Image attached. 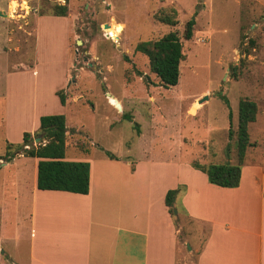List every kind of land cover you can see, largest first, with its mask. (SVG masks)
I'll return each mask as SVG.
<instances>
[{
	"label": "rangeland",
	"instance_id": "obj_1",
	"mask_svg": "<svg viewBox=\"0 0 264 264\" xmlns=\"http://www.w3.org/2000/svg\"><path fill=\"white\" fill-rule=\"evenodd\" d=\"M63 4L66 16L52 15L54 5ZM0 11L7 14L0 16V154L6 151L4 70L17 72L25 63L36 64L33 74L29 70L36 114L55 110L65 116L66 157L110 152L116 158L130 149L135 156L234 164L238 102L247 98L256 102L257 113L248 125L252 145L244 162L264 163V0H0ZM163 15L176 24H164ZM189 19L195 21L193 34L185 40ZM171 30L179 32L185 56L178 83L164 87L135 46ZM13 81L11 94L27 98L24 84ZM60 89L66 100L59 109L54 96ZM15 110L12 130L30 124L29 109L21 108L18 119ZM35 137L26 148L39 144ZM16 150L11 146L10 153ZM0 165V264H22L24 232L17 233L12 190L3 186L18 168ZM175 206L181 264H194L197 249L187 236L196 222Z\"/></svg>",
	"mask_w": 264,
	"mask_h": 264
},
{
	"label": "crops",
	"instance_id": "obj_2",
	"mask_svg": "<svg viewBox=\"0 0 264 264\" xmlns=\"http://www.w3.org/2000/svg\"><path fill=\"white\" fill-rule=\"evenodd\" d=\"M24 65L17 72L4 70L8 95L3 135L11 144L22 143L27 130L33 138L41 116L29 71L33 67V74L36 64ZM12 80L19 88L17 82L24 84L27 98L11 94ZM23 107L29 109L31 122L12 130L11 109L17 108L18 119ZM13 153L0 162L18 168L12 182L3 181V186L12 190L17 233L24 232L22 264H181L179 229L164 202L166 191L177 187L181 190L174 203L196 222L197 230L187 236L194 238L191 247L197 249L194 264H264V163L257 159L243 163L238 186L222 187L174 154L135 156L127 149L116 158H96L89 152L65 156L89 163L88 192L81 194L38 189V158Z\"/></svg>",
	"mask_w": 264,
	"mask_h": 264
},
{
	"label": "trees",
	"instance_id": "obj_3",
	"mask_svg": "<svg viewBox=\"0 0 264 264\" xmlns=\"http://www.w3.org/2000/svg\"><path fill=\"white\" fill-rule=\"evenodd\" d=\"M67 5H54L52 15L66 16ZM162 13V12H159ZM161 21L164 24L175 25L177 20L171 15H163ZM194 19L185 22L182 38L189 40L193 34ZM135 50L148 57L150 70L159 79L164 87L175 86L180 75V62L184 59V50L181 36L177 30H171L156 40L140 41L136 44ZM59 102L65 104L63 91L57 90ZM257 104L247 98L238 102L237 129L235 138V149L237 162L224 163H198L192 161L190 165L206 174L210 183L222 187H236L240 182L241 167L244 163L246 149L252 145L249 140L248 125L256 120ZM123 118L131 121V116L124 113ZM231 124V112L228 114ZM66 126L63 114H45L39 117V127L35 136L40 137L39 144L26 148L25 145L31 141L30 133L24 132L22 143L11 144L6 142V151L0 155V159L8 161L14 153H10L11 146H15L26 156L38 158L36 186L42 190H62L86 194L89 188V163L81 160H69L65 158L66 149ZM231 125L228 134L231 136ZM43 140H46L43 143ZM110 158L114 156L106 152ZM181 187L168 189L164 196V202L168 207L170 215H175L177 209L173 199L181 190Z\"/></svg>",
	"mask_w": 264,
	"mask_h": 264
},
{
	"label": "water",
	"instance_id": "obj_4",
	"mask_svg": "<svg viewBox=\"0 0 264 264\" xmlns=\"http://www.w3.org/2000/svg\"><path fill=\"white\" fill-rule=\"evenodd\" d=\"M6 15H7L6 13L0 11V16H6ZM105 27H108V24H105ZM106 95H110V93L107 92ZM205 98H206V96L203 97V99H205ZM116 107H119L120 108V106H119L118 103H116ZM39 139H40V137H35V140L34 141H38ZM2 163L3 162H0V164H2ZM173 201H174V199H173ZM174 213L175 214L177 213V209H174Z\"/></svg>",
	"mask_w": 264,
	"mask_h": 264
},
{
	"label": "bare ground",
	"instance_id": "obj_5",
	"mask_svg": "<svg viewBox=\"0 0 264 264\" xmlns=\"http://www.w3.org/2000/svg\"><path fill=\"white\" fill-rule=\"evenodd\" d=\"M13 12V11H12Z\"/></svg>",
	"mask_w": 264,
	"mask_h": 264
}]
</instances>
